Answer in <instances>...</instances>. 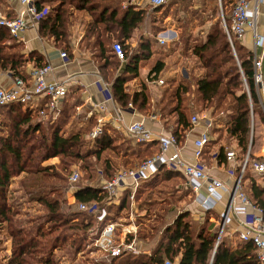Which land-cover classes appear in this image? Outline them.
Masks as SVG:
<instances>
[{
    "label": "trees",
    "instance_id": "trees-1",
    "mask_svg": "<svg viewBox=\"0 0 264 264\" xmlns=\"http://www.w3.org/2000/svg\"><path fill=\"white\" fill-rule=\"evenodd\" d=\"M32 1L37 11L45 7L48 10L39 20V33L43 36H52L59 43H66L68 40L71 14L74 11L87 14L86 34L94 38L93 44L97 46L94 54L99 61L104 62L99 67L106 80L109 74L106 71L110 69L113 72L119 65L107 43L109 41L124 43L145 18L144 10L135 9L133 5H126L123 8L122 0ZM235 1L222 0L223 16L227 25H229L228 14ZM163 5L155 6L153 11H160ZM5 14L8 17L15 16L7 12ZM232 44L234 51L224 31L222 20L217 17L205 41L192 47L193 54L204 69L202 77L196 80L195 93L203 107L213 106L219 109L221 114L226 115L227 135L236 140L237 158L239 154L242 158L248 150L251 113L260 115L262 111L254 88L252 53H242L235 39H232ZM153 46V37H141L137 48L122 44L126 63L124 72L135 75L138 62L151 55ZM24 60L19 45L13 41L6 28L0 27V71L8 70L14 77H23L19 69ZM163 66L160 59L156 60L150 69L149 74H153L151 78H155ZM123 82V74L114 75L111 90L113 96L125 106L128 94L124 92ZM188 90V86L178 85L172 92L177 100L173 110L177 113L178 125H181V131L173 133L177 140L182 135L181 132L190 124L180 95ZM136 100H140L141 105L144 104L145 93L143 91L136 93L132 101ZM4 108L5 115L10 117V125L6 134H0V223L8 224L6 237L10 239L11 249L2 264H58L52 257L54 249L66 245L71 253H77L83 246L88 232L97 229L100 223L95 219L94 210H79L75 213L73 210L70 211L71 205L67 203H65L67 210H62L59 193L61 190L63 193L66 190L65 185H60L64 180L63 175L55 170L54 164H48L46 161L58 157L61 159L62 167L66 168L65 166L71 162L68 161L69 159L73 162L85 161L89 156L98 159L103 150H112L115 146L114 139L102 131L101 135L89 142L82 137V128L72 129L70 126L67 129V126L58 121L42 125L40 120L32 117L33 110L19 102L9 103L0 110ZM65 116H67L66 112L63 118ZM262 119L264 121V114ZM146 146L148 145L144 147ZM82 148L84 150H81ZM220 151L223 152H219V157L224 154L223 147ZM153 154L155 153H149L146 158ZM250 158L252 159L249 150ZM164 167V165L159 167L163 173L180 174L179 171ZM115 172L114 168L110 170L105 167L101 174L109 176L107 179L109 180ZM154 174L150 177H154ZM19 175L21 177L18 179V186L14 188L22 190L30 201L36 202L41 207L33 221L20 220L19 210L12 206L9 200L11 181ZM47 180H56L57 183L54 181L46 183ZM165 180L163 182L169 184ZM175 186L168 190L170 197L173 196ZM140 190L138 187L135 196ZM128 192L129 190L124 191L121 201L126 208L129 207ZM103 196L100 187L89 184L77 187L74 192V200L79 203L95 201L101 204ZM251 199L262 209L264 219V189L253 183ZM166 209L163 215L168 216L160 225L152 226L147 232L137 233V238L153 239L161 232L160 245L152 254L137 255L126 252L103 261L102 264H163L165 259L173 261L174 257H178L177 263L173 261L175 264H263L256 257L252 242L246 241L231 249L228 241L221 237L215 245L217 234L209 231L208 221L204 220L202 224H198L191 218L189 211L170 215L166 213Z\"/></svg>",
    "mask_w": 264,
    "mask_h": 264
},
{
    "label": "crops",
    "instance_id": "crops-1",
    "mask_svg": "<svg viewBox=\"0 0 264 264\" xmlns=\"http://www.w3.org/2000/svg\"><path fill=\"white\" fill-rule=\"evenodd\" d=\"M127 5H133L135 9L144 10L145 14L151 12L152 26L143 27L142 24L137 26L129 39L125 40L123 45H129L130 48H137L141 37H153L154 43L163 44V52H159L155 46L152 47L151 55L144 60L138 62V68L135 75L124 72L125 71V59L119 60L112 49V45L117 41H109L108 47L110 48L113 58L118 61L119 65L115 71L110 69L107 80L103 77L99 65L104 63L99 61L95 56L97 46L93 44L94 38L87 36V14L74 11L69 20L68 26V40L66 43H59L52 36H43L38 31L39 20L32 19L29 15H25L26 27L19 33L17 37H13L19 47L20 52L24 57V62L19 69L23 78L26 80L29 77V72L36 67H40L44 64H50L52 70L47 74L48 81H64L67 86V94L60 98L57 104V110L53 111L55 118L52 121L35 118L40 120L42 125L47 122L58 121L62 125L67 126L69 129L82 128V137L91 142L88 137V133L96 126L101 125L102 131L108 133L114 142H122L124 140L131 141L133 159H113V156L105 153L109 149L103 150L100 156H110L108 158L109 163H113L115 171L120 168H124L127 165L130 167L136 166L142 159L146 158L149 153H156L159 151V137L169 135L178 131H181V125L177 123V113L174 109L176 106V98L172 95L173 90L178 85H186L189 90L181 95V103L184 105L188 116L193 112L194 108H199L197 124H192L188 117L189 127L182 131L178 142V148L180 150L181 159L186 163L195 162L193 156L194 140L199 138L202 133H207L209 136V142L205 146L203 155L200 161L206 166L207 172L210 176L215 177L230 189L234 183V180L239 176V163L241 161V155L236 158V161L227 160L225 157L226 151L234 149L236 154L238 152L236 140L229 137L226 132V121L228 118L226 115L221 114L219 109L213 108V106L203 107L202 103L197 100L196 97V80L202 77L204 69L199 63L197 57L192 52L193 45L204 42L212 23L217 16L221 18L219 8L215 0H166L160 11H153L155 6L151 5L150 0H125ZM181 1V3H179ZM124 0L121 2L123 6ZM215 4L214 9L210 8ZM48 6L50 4H47ZM180 6V7H179ZM209 8L211 11H208ZM249 8L256 10V31L258 34L264 35V2L261 0H250ZM24 9L19 0H11L10 5L6 7L5 11L9 14L20 13ZM47 9V8H46ZM190 9V10H188ZM223 10V9H222ZM230 14V13H229ZM228 14V17H229ZM156 19V20H155ZM160 20L163 21L161 28L158 27ZM201 33V34H200ZM240 47V51L260 52V48H254V35L253 31L245 27L243 35L239 39H235ZM121 44V45H122ZM186 49L188 54L194 57L199 65L200 72L195 75L193 71H187L183 66H178L181 60L186 58L182 49ZM167 51V52H166ZM64 52L65 57H61L60 54ZM175 54H177L175 56ZM180 58L178 62L174 64L177 58ZM161 60L164 64L163 68L157 74L155 78H151L153 74L150 73V69L156 60ZM174 60V61H173ZM120 74L124 75V82L122 84L124 92L128 94V101L125 106H122L119 100L113 96L111 90V82L115 76ZM192 74L195 76L193 77ZM16 77L8 70L0 71V85L5 88H10L13 85V80ZM104 90L107 92L105 93ZM144 92L146 95V101L141 105L140 100L132 101V97L136 93ZM259 105L261 101L264 102V93L260 94ZM47 97L40 96L39 101L34 103H26L29 109H32V116L35 112L46 110ZM261 108V114H264V108ZM42 109V110H40ZM221 110V109H220ZM66 115L63 118V114ZM251 113L250 119V139L248 149L251 152L252 159L250 161L261 160L264 157V121L262 119L263 114ZM192 116V115H191ZM65 119V120H64ZM141 121L144 126L152 132V139L149 142H136L126 131V126L129 123ZM92 124V125H91ZM101 135V134H99ZM117 143V144H118ZM145 145H148L144 147ZM224 150V154L219 157L220 149ZM173 147L166 151V155H171ZM123 156H127L124 154ZM55 158V157H54ZM114 158H117L114 156ZM104 159V157H103ZM199 161V160H198ZM46 162L49 163L47 160ZM128 168V167H127ZM172 171L180 173L170 174L169 172L163 173L160 169L154 175V177H148L147 179L139 181V189H144L146 192L150 190V185L158 183L168 182L181 179L179 185L174 188L173 196L161 198L162 201L155 203L156 206L160 205L161 211L166 208V213L178 214L184 211H189L191 218L197 221L198 224H202L204 220L208 221V229L212 233H218L220 224V213L225 210L228 203L229 195L225 193L223 199L219 201L214 210L210 213L202 214L199 210L198 203L196 202V193L190 188L186 181L180 167L167 168ZM232 171V173H230ZM115 174V173H114ZM168 175V177L166 176ZM167 177V178H166ZM16 180V178H14ZM256 184L264 189V173L257 174L250 166L247 167L245 172L241 176V186L243 192L251 198V185ZM159 185V184H158ZM12 186V183H11ZM10 186V187H11ZM75 192V191H74ZM203 190L200 193L203 194ZM136 198V196H135ZM125 207L120 203H106L104 200L102 205H106L109 218L115 219L119 216L116 214H124L133 216L132 207ZM72 199L74 200V193H72ZM189 200L188 204H185V208L181 207L183 203ZM69 197H67V205L73 203ZM160 200V199H158ZM174 200L173 205L168 206V201ZM252 200V199H251ZM143 201V199H142ZM142 202L138 203L137 207L139 213L143 208H140ZM143 205H147V202H143ZM170 208V210H168ZM168 210V211H167ZM168 215L164 214L163 218H167ZM122 217V216H121ZM120 217V218H121ZM242 215H233L231 221L227 223L222 232L221 237H224L231 249L236 248L238 245L246 242L240 239L239 233L244 231V225L242 224ZM122 223H117L116 236L122 238L124 230L129 227H133L131 223L134 222L130 218L125 219ZM98 223V222H97ZM145 228V232L147 229ZM96 230V229H95ZM94 230V231H95ZM138 232L135 229V233L127 234L126 241H133L134 251L131 252L137 255H150L160 245V234L155 238H137ZM250 242V241H249ZM254 245V244H253ZM255 254L257 253L254 246ZM124 252V253H126ZM122 253V254H124ZM263 259L259 260L264 264V250L262 252ZM173 261L177 263L178 257H174Z\"/></svg>",
    "mask_w": 264,
    "mask_h": 264
},
{
    "label": "built area",
    "instance_id": "built-area-1",
    "mask_svg": "<svg viewBox=\"0 0 264 264\" xmlns=\"http://www.w3.org/2000/svg\"><path fill=\"white\" fill-rule=\"evenodd\" d=\"M165 1L150 0V3L153 6H158ZM261 1L264 2V0ZM19 2L24 5V9L15 16L8 17L6 14L0 13V27L6 28L12 37H17L25 29V15H29L32 19L38 21L48 11L46 8L37 11L32 0H19ZM215 2L219 8L222 25L233 51L232 39H239L243 35L245 27L253 31L254 48H260L259 53L255 50L252 53L253 82L255 91L260 96V94L264 93V35L258 34L256 31L257 12L249 8L250 0H236L231 8L229 25H227L223 16L222 0H215ZM112 49L119 60L123 61L125 59L121 43L114 42ZM60 56L65 57V53L62 52ZM51 70L52 66L50 64H44L33 68L29 72L27 80L23 77H16L10 88L0 85V108L12 102H19L24 105L32 102L36 103L39 101L40 96H44L47 97L45 107L51 112L57 110L59 99L67 94V86L64 81H48L46 76ZM104 92L106 93L107 91L104 90ZM246 92L249 94L248 89H246ZM260 106L264 108L263 101H261ZM190 122L197 124L199 122L198 116L192 115ZM126 131L136 142H149L153 135L141 121L129 123L126 126ZM101 132V125H96L88 133V137L92 140L101 134ZM208 142L209 136L207 133H202L199 138L195 139L193 142L195 162L186 163L181 159L176 137L172 134L160 136L158 152L142 160L134 167L118 169L111 179L104 181L100 187L101 193L104 194L102 201L104 200L107 204L120 203L124 191L129 190L128 201L130 206H132L139 181L147 179L156 173L161 165L167 168L180 167L188 185L196 193V202L202 214H207L214 210L217 203L223 199L225 193L229 195L225 210L220 213L219 231L215 245L221 236L224 226L231 221L232 214L242 215V224L245 227L244 231L239 233V237L243 241L252 242L256 248L258 259L262 260V252L264 250V219L262 209L243 192L241 176L249 166L257 174H263L264 157L261 160L250 161L248 149L243 154L239 163V176L234 180L232 187L229 189L224 182L210 176L206 166L200 161ZM171 147H173V152L168 156L166 155V151ZM225 157L227 160L236 161L237 154L234 149H229L226 151ZM77 179L78 173L72 171L69 176L70 184L76 183ZM200 190L204 191L203 194L200 193ZM79 209L94 210L95 219L100 223V226L93 231L94 235H91L93 236L94 246L98 251L106 253V257L108 258L118 257L126 251H134L133 241H126L125 239L127 234L133 233L134 235V226L126 228L122 238H120L116 236L117 223L109 218L106 205L101 206L100 203L91 201L79 203ZM163 264L175 263L169 259H165Z\"/></svg>",
    "mask_w": 264,
    "mask_h": 264
},
{
    "label": "rangeland",
    "instance_id": "rangeland-1",
    "mask_svg": "<svg viewBox=\"0 0 264 264\" xmlns=\"http://www.w3.org/2000/svg\"><path fill=\"white\" fill-rule=\"evenodd\" d=\"M3 1L1 0L0 2L1 3L0 13L5 14V12L3 11H5L6 7L10 5L11 0H3ZM185 1H189V0H185ZM166 2L167 1H165L164 3ZM127 3L128 2L124 0L123 6H126ZM179 3H181V1ZM214 7H215V4L214 5L212 4L210 6V8H213V9ZM210 8L208 11H211ZM78 12L82 13L80 11ZM152 20L153 18H151V12H149L148 14L146 13L144 21L141 24L143 27H145L146 25L152 26L153 25ZM157 25L159 28H161V26L163 25V21L160 20V22ZM154 46L156 47V49H158L159 52H163L162 50L164 48L163 44L161 45L160 43L159 44L154 43ZM180 48L182 49V47ZM185 50L186 49L181 50L183 52L182 54H184V56L186 57L183 60V62L181 60L180 63H177L178 60H180V58L178 57L173 65L177 63L179 67L183 66L187 69V71H189V73L190 71H193L196 75L200 72L198 62L194 57H192V55L188 54L187 51ZM176 55L177 54H175V56ZM192 76L195 77L193 74ZM196 109L198 110L199 108L198 107L194 108L193 112L188 116L189 118L191 117V115H198V111ZM34 114L35 115L32 116L33 118H43V119H46V121L47 120L52 121V119L55 118V115L49 109L43 110L42 112L38 111V112H35ZM9 119L10 117L8 118L7 115H5V108L1 109L0 110V134L1 135L6 134V132L9 131V125H10ZM117 143L118 142L115 143V146L112 148V150H108L105 153H108L109 155L113 156V159H116L119 161L120 159L122 161L124 159L126 160L133 159L132 150H129V154L127 153L128 149H134V147L130 144L131 141L129 142L128 140H124L118 144ZM81 150H84V148H82ZM124 154H127L128 157L123 156ZM114 156H116L117 158H114ZM108 157L110 156L108 155L100 156L98 159H95L94 156H89L88 158H86L85 161L78 160L74 162L72 159H69L68 161H71V162L70 164H68V166H65L66 168L62 167L63 164L61 162V159H59L58 157L51 158L48 160L50 164H54L55 170L59 172L61 175H63L64 180L60 182L61 183L60 185L61 186L65 185L66 190L64 193L62 192V190L59 193V198L62 202V205H61L62 210L64 211L67 210L66 204H65L67 203V197L73 200L72 193H74V191L77 190V187L82 186V185H88V184L93 185L94 187H101L103 185L104 181H106L109 176L107 177L106 175H102L101 174L102 169H104L105 167L110 170H113V168H117V167L112 166L114 165L113 163L108 162V159H110ZM126 167H130V165H127ZM72 171L78 173V179L76 183H74L73 185L70 184L69 182V176ZM20 177L21 176L19 175L16 177V180L13 179L11 181L12 186L9 188V195H10L9 200H10L11 205L19 210L18 218H20V220L33 221V218L37 217V215L39 214L41 207H39L38 204H36V202L30 201V199L27 197V195L23 193L22 190H18L14 188L18 186V181H19L18 179H20ZM52 181L57 183L56 180H52ZM52 181L47 180L46 183L47 182L52 183ZM175 181H176L175 183L172 182L170 184H165L164 182L163 183L160 182L158 183L159 185L158 184L150 185L149 186L150 190H148L147 192L144 188H142L141 190L139 189L140 192L136 195V198H135V202H136L134 203L135 206L132 207L133 216L127 217L128 214L127 215L116 214L117 216L118 215L119 216L116 219H115V216H113L114 217L113 220L117 223H122V221H125L124 216H125V219L130 218L132 221L134 220V222H132L131 224L134 225L138 233H143L145 231L144 229L147 227H149L147 229V231H149L152 226L160 225L163 222V219L165 218L162 217L163 211H161V209H158L161 206L160 205L156 206V204L162 201L161 198L168 197L169 196L168 190L172 189V187L175 185H179L180 181L182 180L181 179L177 180L176 178ZM142 199H144L143 201L147 202V205L145 206L143 205ZM140 201L142 202V205L140 208H143V210L140 211L142 214H140L139 209L136 208L138 203H140ZM188 202L189 200L186 199V202L183 203L181 207L185 208L184 205L188 204ZM173 203H174V200H169L168 206L173 205ZM69 209L70 211L73 210L75 211V213H78V211L80 210L79 202H76L75 200H73V203L71 204ZM88 211H91V209H88ZM7 229H8L7 222L0 223V264L4 263L6 258L10 254L11 242H10V239L6 237ZM91 235H94L93 230L88 232L87 238L83 246L81 247L80 251H78L77 253L75 254L71 253L66 248V245H64L62 248L54 249L52 252V257L57 261L58 264H102L103 261H108L110 258L106 257L107 256L106 253L98 251L96 247L94 246V242L92 240L93 236Z\"/></svg>",
    "mask_w": 264,
    "mask_h": 264
},
{
    "label": "water",
    "instance_id": "water-1",
    "mask_svg": "<svg viewBox=\"0 0 264 264\" xmlns=\"http://www.w3.org/2000/svg\"><path fill=\"white\" fill-rule=\"evenodd\" d=\"M263 70H264V68H263Z\"/></svg>",
    "mask_w": 264,
    "mask_h": 264
}]
</instances>
